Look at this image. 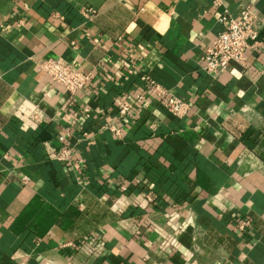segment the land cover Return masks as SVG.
I'll return each mask as SVG.
<instances>
[{
  "label": "crops",
  "instance_id": "1",
  "mask_svg": "<svg viewBox=\"0 0 264 264\" xmlns=\"http://www.w3.org/2000/svg\"><path fill=\"white\" fill-rule=\"evenodd\" d=\"M247 5L248 67L208 74L221 15ZM38 58L92 85L72 95ZM153 85L190 113L154 98L105 128ZM0 264H264V0H0Z\"/></svg>",
  "mask_w": 264,
  "mask_h": 264
},
{
  "label": "built area",
  "instance_id": "2",
  "mask_svg": "<svg viewBox=\"0 0 264 264\" xmlns=\"http://www.w3.org/2000/svg\"><path fill=\"white\" fill-rule=\"evenodd\" d=\"M213 5H222V0H213ZM82 13L86 18L92 19L98 11L93 7H85L82 9ZM60 17L64 19V16L61 15ZM259 20V14L250 5L244 6L237 15H232L227 11L223 13L220 17L223 30L206 49L203 55V69L212 76H218L229 70L233 64L246 69L248 67L247 49L259 45L260 32L257 28ZM36 63L54 84L63 86L72 95L91 86L95 76L94 71L79 69L63 58H38ZM129 73L132 74L133 70H130ZM154 98H164V106L176 117H185L191 111V105L188 102L161 85H153L144 94L139 95L137 100L126 101L119 106L118 114L114 117L113 122L106 125L105 128L120 135L122 132L121 123L134 114L135 111L147 108ZM83 111L89 113L90 109L83 108ZM70 136L71 132L67 128L60 140L64 142ZM84 136L88 138L89 134L84 132ZM73 153L72 146L64 145L57 150L56 158L80 171L83 164L72 158ZM123 189L126 190V187H123ZM251 225L250 219L242 218L238 228L241 232H244Z\"/></svg>",
  "mask_w": 264,
  "mask_h": 264
}]
</instances>
